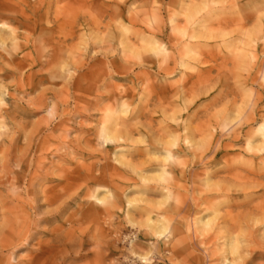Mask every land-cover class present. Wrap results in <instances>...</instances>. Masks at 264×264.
I'll return each mask as SVG.
<instances>
[{"label": "rangeland", "instance_id": "rangeland-1", "mask_svg": "<svg viewBox=\"0 0 264 264\" xmlns=\"http://www.w3.org/2000/svg\"><path fill=\"white\" fill-rule=\"evenodd\" d=\"M0 228V264L264 253V0H0Z\"/></svg>", "mask_w": 264, "mask_h": 264}, {"label": "bare ground", "instance_id": "bare-ground-1", "mask_svg": "<svg viewBox=\"0 0 264 264\" xmlns=\"http://www.w3.org/2000/svg\"><path fill=\"white\" fill-rule=\"evenodd\" d=\"M4 35L1 36V38H3ZM2 40V39H1ZM45 201L47 202H51L52 200L49 198V199H46L45 198ZM21 209V207L19 208ZM262 210V209H261ZM20 211V210H19ZM260 211V209H259ZM8 212V211H7ZM26 212V210H25ZM28 212H26L27 214ZM13 214V213H12ZM5 218V217H4ZM3 220V219H2ZM1 220V221H2ZM150 222V221H149ZM148 222V223H149ZM6 223V222H5ZM8 224V223H6ZM5 225V224H4ZM33 225V224H32ZM150 225V224H148ZM7 226V225H6ZM3 228V227H2ZM0 228V229H2ZM5 228V227H4ZM154 229V228H153ZM2 232V231H1ZM26 234L27 232L22 228H10L9 229V234L5 237V240L3 241L2 245L1 246V249L4 250V249H8V248H14L16 247L17 244H19L21 242H24L26 241L27 239L25 238L26 237ZM29 234V233H28ZM26 243V242H25ZM37 245V244H36ZM257 245V244H256ZM258 247V246H257ZM230 249L233 253H237L238 251V248L237 246H233L232 244H230ZM38 250L37 252L35 253H32L30 254L29 256H27V258L24 260L23 262H20L21 264H50V255H51V251L49 249H46L44 248L43 246H39L38 247ZM264 257V253L263 252H260V249L256 250L253 252V255L252 257L250 258V260L248 262L253 263V264H260L259 261H261ZM49 262V263H48ZM256 262V263H255ZM19 263V264H20Z\"/></svg>", "mask_w": 264, "mask_h": 264}]
</instances>
